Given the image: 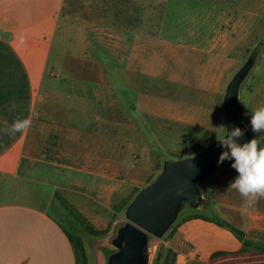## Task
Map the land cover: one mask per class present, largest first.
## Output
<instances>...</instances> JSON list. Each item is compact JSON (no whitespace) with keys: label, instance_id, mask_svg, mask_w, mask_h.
<instances>
[{"label":"crops","instance_id":"crops-1","mask_svg":"<svg viewBox=\"0 0 264 264\" xmlns=\"http://www.w3.org/2000/svg\"><path fill=\"white\" fill-rule=\"evenodd\" d=\"M67 1L0 0V264H79L69 232L56 213L78 219L96 232L107 231L124 218L135 195L148 183L140 179V172L152 171L156 165L150 155L141 157L136 152L138 144L124 136L123 129H132L134 120L118 98V90L123 88L109 84L102 77L113 71L118 75L119 67H65L60 61L93 58L91 49L82 50L84 46H79L80 51L61 52V33L63 28L71 26L73 31L66 30L73 39L66 41L73 48L77 43H109L116 46L102 58L123 59L125 53L137 57L134 51L118 48V44L125 42V25L119 12L126 9L124 1L131 2L133 10L135 0H116V7L112 8L116 11L114 21L104 19L105 12L111 8L108 0H100L95 7L103 19H74L64 26L60 12ZM92 1L83 0L84 9L92 12ZM136 1L138 4L140 0ZM172 1L179 3L167 6V27L179 26L180 39L186 37L182 31L186 27L195 26L204 31L211 27L214 28L212 41H227L236 46L238 42L245 43L264 20V0H169L168 3ZM176 11L180 12L179 18L170 19ZM98 25L103 29L96 35ZM126 26L133 29L131 36L127 34L130 42L157 40L152 34L141 36L139 23L137 29L133 28V18ZM204 31L201 33L205 34ZM234 51L235 48L231 49V56L229 53L225 57L234 58ZM93 71L98 72L101 82L94 83L87 77ZM51 75L59 77L50 78L49 84ZM46 85H51L55 98L59 96L69 105L74 98L81 102V108H86L91 97H96L103 108L99 121L112 124L116 132L77 129L75 124L84 121L82 118L47 114L39 95ZM202 89L211 93L205 104L201 103L189 116L188 106L182 109L148 106V115L155 120L162 119L196 133L194 141L188 144L184 141L188 138L184 130L177 134L183 141L168 150L166 161L189 157L184 153L197 145L200 134L202 139V134L219 130L223 114L214 93L219 87L211 85ZM75 106H78L76 102L68 107ZM24 120L30 121L29 127L13 132L12 126ZM127 155L131 157L127 159ZM140 158L141 170L135 174L132 171L137 169L135 162ZM233 162L221 172L210 196L205 198V205L194 210L197 217L186 220L179 228L176 240L184 254L180 258H186L185 264L195 256L207 262L217 252H239L252 235L264 234V197L254 198L249 204L230 187L239 175L232 167ZM67 210L72 215H67Z\"/></svg>","mask_w":264,"mask_h":264},{"label":"rangeland","instance_id":"rangeland-1","mask_svg":"<svg viewBox=\"0 0 264 264\" xmlns=\"http://www.w3.org/2000/svg\"><path fill=\"white\" fill-rule=\"evenodd\" d=\"M168 1L140 0L139 3L136 4L137 1L135 0L133 10L130 9L131 2L124 1L123 5L126 9H122L119 12V18L125 25V32H123L125 42L118 44V48L122 46L127 52L134 51L137 53V57H135L136 54L132 57V54L125 53L126 56L123 59L102 58V56L116 46L115 44L109 43L93 42L88 44L85 42L81 45L77 43V47L75 46L76 48H73L74 45H70L66 40L73 39L69 37L68 34L69 31L74 30V26H71L70 29L68 27L63 28L64 32L61 33V43L59 44L61 52H68V49L80 51L79 46H84L82 50L91 49L92 52L93 58L89 60L79 59L72 61L67 60L68 58L60 60L61 64L65 67L91 66L92 68H97L101 65L119 67L118 75L113 71L112 74L102 77H106L109 84L113 83L117 85V87L123 88V91L118 90V98L122 99L125 110L129 111L132 117L131 119L134 120V127L132 129H123L124 136L128 138V141L132 140L134 144H138V146H136V152L141 157L144 156L145 159L146 154H148L151 160L156 163L154 170L149 172L142 170L140 172V179L143 182H148L145 187L150 185L163 170L168 150L174 148L179 142L183 141V139L177 138L179 137L177 134L184 130V128L179 129L176 124H168L162 119L155 120L148 115V106L164 108V106L167 105V108L172 109H174L173 107L182 109L188 106L187 113H189V116L192 115V110L199 107L201 103L205 104L211 93L209 89L203 90V86H218L219 89L214 93L223 114L222 122H220L221 125L219 130L216 131V139L214 141L218 140V138L223 136L226 132V115L223 100L227 86L233 76L246 63L255 50H258L259 55L256 65L242 84L240 94V102L245 110V124L250 130V121L253 112L260 107H264L260 106L264 105V20L261 22V27L254 32L245 43L238 42L236 46L227 41L224 43L221 41H212L214 28L211 27L205 28V31L203 28L200 30L198 28L197 30L195 26L186 27L182 29L186 37L180 39V37H178L180 34L179 26L175 28H170V26L167 27V13H169L167 12V6H169V4L175 6L179 2L172 1L168 3ZM99 2L100 0L92 1L93 5L91 12V9H84L83 0H68L60 12L61 22L65 26L68 21L70 22L74 19H103V16L101 17L100 15V11L95 7L99 5ZM115 3L116 0H108V6L111 9L105 12L107 15L106 17L105 14L102 13L104 14L105 20L114 21L117 19L116 11L112 9L116 7ZM152 7L154 10H152ZM179 13V11L172 12L170 19H178ZM191 13L195 14V12ZM169 17L170 16H168V18ZM132 18L134 29L138 28L136 25L139 23L141 36H143L142 34H152L155 35L157 40L155 42L150 41L149 43L146 40L143 41L144 39H141L139 43L128 41L129 36L127 34L129 33L131 36V30L133 29L130 27L128 28L126 25L131 24ZM147 24H152V26H148ZM102 29L103 28L98 25L95 28L96 35L99 34ZM111 29L113 31L114 27ZM115 30L117 31L116 28ZM203 31L205 34L201 33ZM163 38L168 39V41L169 39L182 41H173L169 43L164 42ZM234 48V58L225 57L230 53V50ZM231 54L232 53H230V56ZM50 65L51 63L49 66ZM53 77L59 76H48L49 84L51 82L50 78ZM76 77L84 78L82 75H77ZM87 77H90L94 83L100 81V76L97 71H93V73ZM131 87L138 88L139 90L132 91ZM77 93L80 94L81 92ZM96 93L97 91L93 92L95 95ZM39 95L45 102L44 109L47 114L51 115L53 112L54 114L56 113L57 116L70 115L76 119L82 118L84 121L75 124L77 129L93 132L107 131L110 134L116 132L112 124H105L99 121L98 117L103 114V108L100 103H98L96 97H91L90 104H88L86 108H81L80 101L78 102V100L73 98L71 102L70 99L71 104L76 102L78 105L72 109L68 107L71 104L69 105L66 103L61 97L57 96L55 98L51 90V85L44 86L43 90L41 88ZM54 99L56 104L54 103ZM138 105H140V108ZM184 131L186 132V136H188L184 141L187 142V144L194 141V137L196 136L195 131L189 128H185ZM253 134L255 136H264V133ZM202 135L204 137L205 134ZM200 136L201 134L198 136L199 141L201 140L199 139ZM210 144L202 147L199 152L207 148ZM192 149H194V147ZM136 152H132L131 155ZM131 155H127L129 156L127 159H129ZM129 163V161L126 162L127 166L131 165ZM228 163L202 184V191L205 198L210 196L213 186ZM135 164L137 165V169L132 172L137 174L139 170H141V166L139 165H142V158L136 161ZM151 167L153 166L151 165ZM129 172L132 173L131 171ZM67 211V215H72L70 210ZM196 212L197 211L192 209L185 208L169 232L162 239H159L153 264H185L184 261L186 258H180L181 255L184 254H181L180 246L177 245V234L179 228L186 220H190V218L195 219L197 217V215H195ZM202 212L206 214L207 211ZM56 214L59 220L61 219V223L67 229L69 235L74 239V243L77 247L79 264H100L99 249L107 243L115 225L125 218L124 215L123 219L120 218L114 226L104 231V234H95L91 233L90 230L92 229L86 225H82L78 219L66 218L61 212ZM188 264H264V234L255 233L252 235L251 239L245 242L244 249L239 252H217L207 262L201 261V256H195L194 260L189 261Z\"/></svg>","mask_w":264,"mask_h":264},{"label":"water","instance_id":"water-1","mask_svg":"<svg viewBox=\"0 0 264 264\" xmlns=\"http://www.w3.org/2000/svg\"><path fill=\"white\" fill-rule=\"evenodd\" d=\"M258 50L251 55L229 82L223 100L226 132L239 127L244 133L239 143L255 135L245 124V110L240 102L241 87L254 69ZM230 151L220 140L196 155L164 163L159 176L138 193L100 250V264H153L159 239L176 223L185 208L201 209L205 203L202 184L226 163L223 152Z\"/></svg>","mask_w":264,"mask_h":264},{"label":"clouds","instance_id":"clouds-1","mask_svg":"<svg viewBox=\"0 0 264 264\" xmlns=\"http://www.w3.org/2000/svg\"><path fill=\"white\" fill-rule=\"evenodd\" d=\"M251 130L253 133H264V107L255 110L251 116ZM30 121H17L12 126V131H21L29 127ZM242 130L237 127L230 134L219 137L222 145L230 149L220 157V162L225 159L233 160L232 167L239 175L230 184L246 201L251 204L254 198L264 197V136H254L251 140L239 143L243 136Z\"/></svg>","mask_w":264,"mask_h":264},{"label":"trees","instance_id":"trees-1","mask_svg":"<svg viewBox=\"0 0 264 264\" xmlns=\"http://www.w3.org/2000/svg\"><path fill=\"white\" fill-rule=\"evenodd\" d=\"M216 139V133L214 132H207L204 137L197 143V145L194 147V149H192L189 152L184 153V155L186 156H192L195 155L197 152H199L202 147L207 146L208 144L212 143L214 140ZM91 233H95V234H104V232H96L94 230H90ZM70 240L73 242L75 249L77 250V247L74 243V239L72 238V236L69 235Z\"/></svg>","mask_w":264,"mask_h":264}]
</instances>
